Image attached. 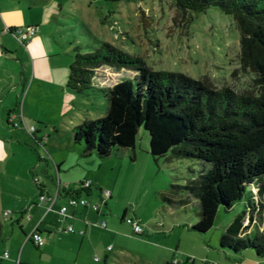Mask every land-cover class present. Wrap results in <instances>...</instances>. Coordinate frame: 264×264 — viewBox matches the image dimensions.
I'll list each match as a JSON object with an SVG mask.
<instances>
[{
    "label": "rangeland",
    "instance_id": "rangeland-1",
    "mask_svg": "<svg viewBox=\"0 0 264 264\" xmlns=\"http://www.w3.org/2000/svg\"><path fill=\"white\" fill-rule=\"evenodd\" d=\"M44 5L46 4L33 6L27 17H35V11ZM53 7L56 11L55 18L60 21L56 35L62 39L61 49L53 55H44L42 61L37 62V66H50L63 60L69 61V66L73 60L74 47L82 45V51L92 50L100 45L99 40H102L111 42L132 55L142 56L147 65L155 70L182 72L193 78L208 80L218 88L230 86L237 92L258 89L254 72L243 70L241 67V33L234 17L216 5L202 11L189 10L184 15L178 11L175 0H56ZM189 16L193 17L192 21H188ZM5 32H8V28ZM7 36L11 37V50L14 51L10 56L5 54L7 63L32 68L31 54L28 52V58L25 53L27 46L20 42L15 34L8 33ZM22 58L25 61L22 62ZM4 71H7L6 74L13 72L12 69ZM18 72L21 73L20 70ZM134 72L131 68L123 67L117 70L109 65H100L96 68L94 80L112 84L132 77ZM26 91L20 93L21 105ZM60 92L63 90L56 89L53 83L42 84L35 102L27 107L29 114L23 115L21 110V120L15 119L18 127L25 131V137L32 136L28 131V127L32 126L36 129L35 134L42 133L48 148L53 146L52 141L47 142L49 133L55 137L53 142L59 145L71 135L76 124L85 118L104 116L109 107L105 92L98 95L90 93V96L78 95L74 100V107L63 117L64 114L60 113L56 105L61 104ZM149 138V132L141 127L135 159L130 158L128 149L125 150L124 157H121V153L118 156L114 153L115 157L112 155V158L102 159L105 163L101 173L107 183L116 182L117 192L120 194L118 200L115 197L102 196L109 201L108 206L103 205V211L109 223L106 231L112 235L110 250L94 249L87 245L79 253L78 262L74 264H82L81 261L83 264H164L162 255L166 246L168 243L176 245L179 241L181 247L178 251L173 250V253H176L177 257L183 256V260L189 257V262L196 257L198 263L202 264L198 255L204 248L196 245L191 236L203 239L206 235L210 237L215 233L216 239L218 234L219 240L216 246L210 245L207 250L220 264H264V256H256L252 249L234 253L220 250L218 247L224 227L242 208V202H238L229 212L224 210L218 213L214 226L204 233L189 231L186 234L191 236L185 235L182 238V228L171 230V226L179 219H183L184 224L193 221V207L197 199L192 198L190 208L186 212L182 205L170 206L162 201L160 192L165 190L170 182H184L183 178L176 176L187 174V168L196 167L197 164L186 158L167 161L165 157H159L157 162L150 152ZM34 141L30 139L22 146L32 149L31 146L36 145ZM41 146L39 145L40 151L44 149ZM113 164L119 165L114 167ZM107 183L103 185V189L112 190ZM94 196L100 204L103 203L99 192L86 197ZM126 206L128 215L121 219ZM135 209L141 216H150V220L144 222L145 232L142 234L133 232L132 225L126 220L129 216H139L132 211ZM138 209L141 212H138ZM113 219L124 224L115 228L112 225ZM118 233L127 236L117 238ZM132 236L150 239L141 242ZM122 248L125 250L121 253ZM76 251L77 249L65 251V254L73 259L77 255ZM95 256L99 257V261L94 259ZM35 262L34 264H57V259L45 255L36 258Z\"/></svg>",
    "mask_w": 264,
    "mask_h": 264
},
{
    "label": "trees",
    "instance_id": "trees-1",
    "mask_svg": "<svg viewBox=\"0 0 264 264\" xmlns=\"http://www.w3.org/2000/svg\"><path fill=\"white\" fill-rule=\"evenodd\" d=\"M183 15L216 5L233 15L241 33L239 61L254 72L258 89L237 92L218 88L208 80L182 72L155 70L139 55L100 41L92 50L77 45L69 65L67 86L75 95L105 92L109 107L104 116L85 118L72 128V139L100 158L130 150L136 158L141 127L149 132L150 152L158 162L193 160L196 167L177 175L184 182H170L160 198L187 212L192 198L194 219L184 224L204 233L218 213L242 208L224 227L219 249L240 252L252 249L264 256V0H175ZM193 17L189 16L188 21ZM13 29V28H11ZM109 65L135 71L132 77L111 85L95 82L96 68ZM73 190L70 194H78ZM125 214V212H124ZM160 227V226H158ZM2 222L0 218V237ZM165 264H188L165 261Z\"/></svg>",
    "mask_w": 264,
    "mask_h": 264
},
{
    "label": "crops",
    "instance_id": "crops-1",
    "mask_svg": "<svg viewBox=\"0 0 264 264\" xmlns=\"http://www.w3.org/2000/svg\"><path fill=\"white\" fill-rule=\"evenodd\" d=\"M45 1L0 0V218L2 222L0 264H34L36 258H42L45 255L53 259L56 258L57 264H74L78 262L79 253L85 246L91 245L94 249L103 248V250L109 251L111 245L112 235L106 231L109 223L105 219L103 211V205L108 206L109 204L106 198H102L107 195L103 189V185L107 181L104 174L101 173L105 163L102 161L104 158H100L93 151L89 155H85L83 146L73 141L72 133L59 145L53 142L55 137L49 133L47 142L52 141L55 148L53 146L48 148V143L42 133L25 137L22 127L14 125L15 119L21 120V110L23 115L28 113L27 107L35 102V98L42 89V84L51 85L53 83L56 85V89L63 90L60 92L61 104H56L60 113L64 114L63 117L74 107V100L77 97L73 90L67 86L69 76L67 63L69 61L63 60L61 63L50 66L41 64L37 66V62H41L44 55H53L61 49L62 39L56 35L60 21L56 20V11L53 7L56 0H52L51 3L47 2L48 4ZM43 3L46 5L35 11V17H27L33 6ZM29 24L38 25L37 33L25 44L27 46L26 56L29 58L30 53L33 60L32 68L22 64L20 67L14 64L9 65L6 55L10 56L14 51L11 50L13 47L10 41L11 37H8L7 34L13 33L11 28ZM7 28L8 32H5ZM15 52L17 51L15 50ZM21 60L25 61L24 58ZM4 69H12L13 72L6 74L7 71ZM18 70L21 71L20 74ZM28 80L29 84H27ZM98 83L111 85L110 82L106 84L98 81ZM25 91L26 94L21 105L20 93ZM28 139L36 141H34L35 147L31 146L32 149L22 146L23 143L29 141ZM38 144L44 148L42 151ZM124 152L126 151L119 152L123 154L121 157L126 156ZM119 153L115 155L118 156ZM113 154L111 153L108 157L112 158ZM118 165L116 164L114 167ZM84 179H92L90 188L82 186L81 181ZM107 184L112 187V190L111 194L106 197L111 196L118 200L120 194L119 191L117 192L116 182L113 184L108 181ZM73 190H79L78 194L84 196L89 204L69 205L67 215H64V220L59 223L57 211L64 204H68L69 194ZM96 192H99L103 203L100 204L96 196L86 197L93 196ZM40 194L55 196L52 210L47 214L45 211L50 201L42 200ZM95 204H98L99 208H95ZM126 210L127 206L121 219L128 215ZM136 210L132 211L139 215ZM139 210L138 212H141ZM142 215L137 217L141 219L144 226V222H148L150 216ZM103 220L107 221L105 226L102 225ZM184 222L183 219H179L174 223V226H171L172 231L182 228L183 231L180 233L182 238L185 235L191 236V234H186L190 230L184 226ZM112 223L115 228L124 224L114 219ZM68 225H72L74 231H68L66 229ZM33 230H38L42 234L44 239L42 244L27 237ZM133 232H135L134 228ZM122 235L127 236L124 233H118L117 238H121ZM132 238L141 242L150 239L136 236H132ZM191 239L196 245L204 248L198 255L201 257L202 264H207V262L220 264L217 259L212 258L210 251L207 250L210 245L216 246V242L219 240L218 234L217 239L216 233L210 237L206 235L203 239L191 236ZM173 246L174 249H172ZM180 247V241L176 245L168 243L165 253L162 255L164 264L167 260L200 264L196 257L192 258V262L188 261L189 257L185 260H183V256L177 257L173 250L178 251ZM76 249L77 255L73 259L65 254V251H75ZM124 250L125 248H122L121 253ZM95 257L94 259H96ZM80 263L83 264L82 261Z\"/></svg>",
    "mask_w": 264,
    "mask_h": 264
},
{
    "label": "built area",
    "instance_id": "built-area-1",
    "mask_svg": "<svg viewBox=\"0 0 264 264\" xmlns=\"http://www.w3.org/2000/svg\"><path fill=\"white\" fill-rule=\"evenodd\" d=\"M11 31L13 32V34H15L17 36V38L20 42L26 44L27 42H29L31 37H33L35 35V33H37L38 25L29 24L26 26L15 27V28L11 29ZM14 125L18 126V123L14 122ZM28 131L31 135H35L36 129L34 126H32L31 128L28 127ZM81 184H82V186H84V188H90L92 186V179H87V180L84 179L81 181ZM104 192L107 195L111 194L110 189H105ZM40 198L42 200H49L50 201V203H49L48 207H46V211H45V214H47L50 210H52L55 196H48V195L46 196L44 194H40ZM78 204L88 205L89 201L84 196H81L79 194H69L68 204H64L57 211V213L59 215L58 216L59 223H61L64 220V215H67V208L69 207V205H78ZM94 206H95V208H99L98 204H95ZM126 219L129 223H131V225L133 226L134 231L136 233H143L144 232V226H143V223L141 222L140 218H138L136 216H129V217H126ZM106 224H107V221L103 220L102 225L105 226ZM59 227H61V226H59ZM66 229L68 231H74V227L72 225H70V226L68 225V227ZM27 237L32 238L36 243H39V244H42L44 241L42 234L38 230H33ZM6 255H8L7 252H6ZM95 258H96V260L99 259L97 256ZM207 264H216V263L207 262Z\"/></svg>",
    "mask_w": 264,
    "mask_h": 264
}]
</instances>
